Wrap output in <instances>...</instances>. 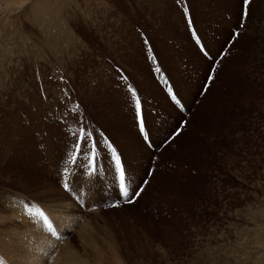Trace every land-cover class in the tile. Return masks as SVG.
<instances>
[{"label": "rangeland", "instance_id": "374dc122", "mask_svg": "<svg viewBox=\"0 0 264 264\" xmlns=\"http://www.w3.org/2000/svg\"><path fill=\"white\" fill-rule=\"evenodd\" d=\"M0 264H264V0H0Z\"/></svg>", "mask_w": 264, "mask_h": 264}, {"label": "snow or ice", "instance_id": "6c2138e0", "mask_svg": "<svg viewBox=\"0 0 264 264\" xmlns=\"http://www.w3.org/2000/svg\"><path fill=\"white\" fill-rule=\"evenodd\" d=\"M209 78H211V77H209ZM138 123L140 124V126H143V118H142V116H140V119H139V121H138ZM180 133L177 131V132H175L174 133V135H179ZM97 163V165H98V161L96 162ZM123 175H124V173L123 172H121V178H123ZM141 190L142 189H137L135 192H133V193H128V192H123L122 193V196H124V197H128V199H127V202L128 203H133L134 202V200H135V197H138L139 195H140V192H141ZM111 206H113V207H116V206H118L117 204H113V205H111Z\"/></svg>", "mask_w": 264, "mask_h": 264}, {"label": "bare ground", "instance_id": "6f19581e", "mask_svg": "<svg viewBox=\"0 0 264 264\" xmlns=\"http://www.w3.org/2000/svg\"><path fill=\"white\" fill-rule=\"evenodd\" d=\"M99 256V255H98Z\"/></svg>", "mask_w": 264, "mask_h": 264}]
</instances>
